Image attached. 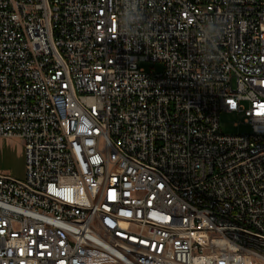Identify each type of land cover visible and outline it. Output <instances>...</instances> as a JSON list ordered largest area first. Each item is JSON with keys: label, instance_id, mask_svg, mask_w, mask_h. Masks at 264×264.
<instances>
[{"label": "built area", "instance_id": "built-area-1", "mask_svg": "<svg viewBox=\"0 0 264 264\" xmlns=\"http://www.w3.org/2000/svg\"><path fill=\"white\" fill-rule=\"evenodd\" d=\"M0 137V264H264V0H0Z\"/></svg>", "mask_w": 264, "mask_h": 264}, {"label": "rangeland", "instance_id": "rangeland-1", "mask_svg": "<svg viewBox=\"0 0 264 264\" xmlns=\"http://www.w3.org/2000/svg\"><path fill=\"white\" fill-rule=\"evenodd\" d=\"M140 66L147 71L160 73L164 69L161 62H142ZM221 131L225 134L248 133L251 126L245 123L241 114L222 112L220 117ZM25 153L23 142L18 138L0 137V172L13 178L25 177Z\"/></svg>", "mask_w": 264, "mask_h": 264}, {"label": "clouds", "instance_id": "clouds-1", "mask_svg": "<svg viewBox=\"0 0 264 264\" xmlns=\"http://www.w3.org/2000/svg\"><path fill=\"white\" fill-rule=\"evenodd\" d=\"M219 26L217 22L209 17L201 27V37L202 43L208 45L209 47H214V41L219 35Z\"/></svg>", "mask_w": 264, "mask_h": 264}]
</instances>
